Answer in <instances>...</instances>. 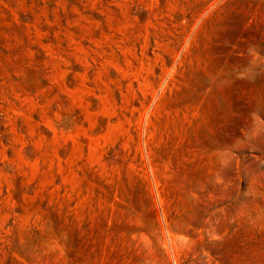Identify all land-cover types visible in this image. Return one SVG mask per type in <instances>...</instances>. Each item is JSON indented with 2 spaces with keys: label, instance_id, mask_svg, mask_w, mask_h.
I'll list each match as a JSON object with an SVG mask.
<instances>
[{
  "label": "rangeland",
  "instance_id": "obj_1",
  "mask_svg": "<svg viewBox=\"0 0 264 264\" xmlns=\"http://www.w3.org/2000/svg\"><path fill=\"white\" fill-rule=\"evenodd\" d=\"M0 264H264V0H0Z\"/></svg>",
  "mask_w": 264,
  "mask_h": 264
}]
</instances>
